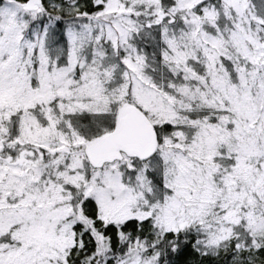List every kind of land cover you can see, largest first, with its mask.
<instances>
[{"label": "snow or ice", "instance_id": "1", "mask_svg": "<svg viewBox=\"0 0 264 264\" xmlns=\"http://www.w3.org/2000/svg\"><path fill=\"white\" fill-rule=\"evenodd\" d=\"M0 264H264V0H0Z\"/></svg>", "mask_w": 264, "mask_h": 264}]
</instances>
